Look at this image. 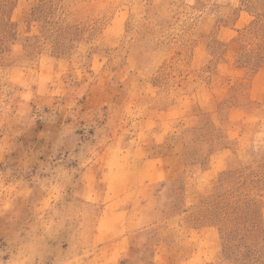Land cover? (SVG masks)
Returning <instances> with one entry per match:
<instances>
[{
  "label": "rangeland",
  "instance_id": "rangeland-1",
  "mask_svg": "<svg viewBox=\"0 0 264 264\" xmlns=\"http://www.w3.org/2000/svg\"><path fill=\"white\" fill-rule=\"evenodd\" d=\"M0 264H264V0H0Z\"/></svg>",
  "mask_w": 264,
  "mask_h": 264
}]
</instances>
